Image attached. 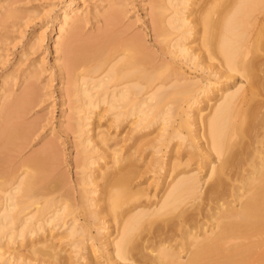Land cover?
Instances as JSON below:
<instances>
[{
    "label": "bare ground",
    "instance_id": "bare-ground-1",
    "mask_svg": "<svg viewBox=\"0 0 264 264\" xmlns=\"http://www.w3.org/2000/svg\"><path fill=\"white\" fill-rule=\"evenodd\" d=\"M196 2L198 3L197 0L192 2L190 0H154L151 29L159 43L158 50L160 52L157 60V56L153 57L149 53L144 40L133 34L119 41L110 36L107 30L102 33L100 30L99 35L87 36L85 40L78 43V39L76 40L80 22L77 19L78 7L68 4L61 13L58 25L59 34L56 37L54 48L56 49L60 45L64 46L67 53L65 64L73 71L71 87L68 88H70V92L72 91L71 94L77 96L74 125L80 135L78 140L82 146V153L86 151V145L92 142V135H88L89 129L85 128V125L88 124L86 120L88 119L86 114L88 110L81 113L87 105L96 107L99 102H104L107 105V110L116 108L107 120L117 124L123 120L132 121V119L138 122L146 117L148 112H154L155 116L161 117L163 120L166 117L162 115L170 109L168 105L177 99L174 94L181 91L184 96H188L186 97V100H189L187 108L192 107L194 111L192 115L186 109L183 110L185 118L180 122L184 121V126L191 130L189 119L199 121L202 117V108L196 106L195 103L198 99L197 95L201 94L204 97L203 94L207 92V89L197 86V81L184 75L180 71L179 64H176L174 60L167 61L166 53L172 57H182L184 61L190 62L192 67L199 68L203 72L209 69V73H218L219 76L229 77V72L235 71L244 76L247 82L249 81L247 87L236 85L230 88L226 83L216 87L215 90L220 91V95L210 106L208 117L206 116V119L201 121L203 128L199 135H204V141L198 146L194 142V138L197 137L196 133L188 137L189 155L200 156L197 164L208 162L206 178L201 180L196 168L192 170L188 168L189 171L188 169L184 170L183 166V169L175 168L181 163L172 162L171 179L166 183L163 179L162 193L156 201L151 202L149 199L150 202L148 201L149 204H147L144 200L141 201L145 195L142 189L139 190L141 187L133 188L129 185L130 182L128 183L131 171L128 166L132 160L131 155L121 154V146L118 141L108 143L107 133L100 132L97 133V138L109 149V161L111 160L113 164H111V169L106 170L108 160L100 163L95 158H88L89 156L80 160V172L84 173L80 179L84 187L82 186L78 194V203L81 206V211L91 216L95 221L102 217L101 214L104 211L116 220L115 235L111 240V257L115 255L121 260L129 259L133 256L132 252L134 251L149 260V255H146L147 252L144 251V248L150 246L151 243L147 242L151 236L161 234L162 237L158 238L161 241L157 242L156 253L155 248L151 251L150 247L147 248L149 252H154L152 253L154 255L150 253L153 256L151 259L158 260L159 264H264V85L262 83L264 67H260L262 63L257 65L254 63L255 60L251 57L250 49L246 46V42L249 44L250 33L246 24L249 21L250 9L254 7L251 8V5L261 3L264 6V0H201L200 7L197 6L196 10L187 7V5L191 6ZM215 6L220 7V10L214 15L217 12H214ZM192 12H196L197 17H190ZM120 13L121 10L115 4H111L102 13L104 16L102 18H105L109 25L114 26ZM193 15L195 16V14ZM70 20L74 21L71 24L69 35L62 41L60 39L61 32L64 30V25ZM196 23H199L200 26L199 38L194 39L198 40V46L192 48L187 39L194 32L193 28ZM253 23L255 22L253 21ZM199 44L203 52L208 54L206 60L213 59L212 54L220 55L218 56L221 57L220 60L218 59V65L207 63V61L204 63L206 54L201 56ZM197 47L198 49H196ZM259 47L258 49H260ZM84 65L85 67L80 69ZM103 65L104 67L101 69ZM93 73L94 75H92ZM260 78H263L262 82L258 81ZM206 85L209 89L212 88L210 81ZM92 88L98 89L91 92ZM171 95H174V100L171 99ZM21 100L22 98L18 100V103ZM3 109L9 116L13 111L11 110L13 106H6ZM7 121L8 123L6 122L0 128V137L8 138L10 142H5V144L10 145L13 141L11 138L17 137L21 131H24V127ZM243 125H245V129ZM241 127L242 130L247 129V133L245 131L247 135H244L242 131L243 138H234ZM173 135L183 137L176 131H173ZM13 145L15 144L13 143ZM91 147L94 148V144ZM199 150H203V153ZM45 151L46 148L26 160L25 163L31 166L30 171L18 173L17 170L12 174L11 178L14 180L11 186L8 185V188L6 186L7 189H0L1 193L6 191L0 194V229L5 224L12 223L15 215H12L10 211L18 207L16 214L19 227L16 234L18 236L31 234L40 228L39 220L32 222L35 214L41 212L43 215L44 209L47 210L55 204L53 184L47 181L48 166L45 161L47 157ZM204 154L213 155V159L212 157L211 159L205 158ZM187 161L189 162V159L185 158L186 166L188 165ZM98 179L103 181L102 185L97 182ZM3 181L1 179V186H3ZM202 182L207 183L204 189H201ZM99 185L101 188L99 187L97 190L96 187ZM42 189L47 190L43 192ZM40 198L42 199L39 200ZM187 198L199 199L198 202L201 200L198 206L195 204L192 211L194 214H187L182 207V210L177 212V216H171L172 219L169 217L163 219V215L166 216L176 210V206H180L179 203ZM202 203L207 205L208 210L214 209L210 212L211 214L209 213V219L211 218L210 221L213 220V222L207 224V227L204 225L205 220L203 223L202 219L196 216L197 214L201 215L202 210L206 209ZM66 207H70L72 213L76 209L70 205L51 208L49 211H52V214L46 217L43 215L42 221L50 224L52 220H60ZM161 214L162 216H159ZM151 215H154L153 218L158 216L157 220L161 217L158 226L155 224L156 227L153 226L149 230L152 227V222H148V219L147 224L145 223V226L149 227L148 231H145L144 236L139 235V229L146 228H143V224ZM173 218L175 220L169 222ZM206 218H208L207 215ZM142 222L143 224H141ZM54 224L48 228L49 234L52 232ZM62 225L64 223L59 226ZM172 226H175V230H179L180 234L182 232L183 235H181L185 238L183 241H177L178 244L173 247L176 250L171 248L170 244L167 246L165 243L175 236L176 232H171ZM100 228V225H97L99 234L101 233ZM102 229L104 230L103 227ZM169 229L171 231H168ZM64 231L68 235L80 232L81 227L76 224L75 219H72ZM150 232H152L151 235ZM42 239H30L28 243L29 255H23L12 248L10 251L0 250V258L4 260L5 264L12 262V264H20L26 260V256L34 259L37 254L43 256L44 253L58 258L59 250L57 251L47 238ZM75 244L76 242L73 243L74 246ZM184 247L187 255L182 259L177 250ZM6 252L8 255H5ZM135 258V261L144 260V258ZM56 263L63 264V261L57 260ZM154 263L156 264V261Z\"/></svg>",
    "mask_w": 264,
    "mask_h": 264
},
{
    "label": "rangeland",
    "instance_id": "rangeland-1",
    "mask_svg": "<svg viewBox=\"0 0 264 264\" xmlns=\"http://www.w3.org/2000/svg\"><path fill=\"white\" fill-rule=\"evenodd\" d=\"M190 1L192 2L193 0ZM197 1L198 3H192L191 6L187 5V7H192L196 10L201 0ZM153 3L154 0H0V128L6 122L8 123L7 120L24 127V131H21L17 137H14L16 139L11 138V141H13L10 145L8 144L10 142L8 138L0 137L2 140H0V178L4 180L3 186H1L0 179V189L2 188L1 190H3L6 186L7 188L11 186L14 180L11 178L12 174L17 172V170L18 173L21 171H30L31 166L25 163L26 160H29L32 156L46 148L45 153H47L45 155L47 157L45 161H47L46 163L48 166L46 175H48L47 181L53 184L52 190L55 196V204L47 210L44 209L43 215H45V217L51 215L52 211L50 212L49 209L54 207L57 208L61 205H70L76 208L72 213L70 212V207H66L60 220H52L50 224H46L45 221H42L43 215L41 212L36 213L32 222L34 220H39L38 224L40 228L31 234L27 233L21 236L16 234L19 227V220L16 214L18 207L13 208L10 211L12 215H15L13 216L12 223H7L0 229L1 251L5 249L10 251L12 248H15L16 251L23 253V255H29L28 243L30 239L43 240L42 238H47L48 242L52 243L57 251L59 250L58 258H53L45 253L43 256L37 254V257H34V259L30 256H26V260L20 264H57V260L63 261V264H145V262H147V264H155V261L156 264H159L158 260L153 261V259H151L153 258L151 254L154 252H149L148 247L151 248L150 251L155 248L154 251L156 253V246L159 241L158 238L162 237L161 234H158L159 236H151L147 243H151L152 245L150 244V246L147 247L148 249L144 248V251L148 253H146V255H149V260L139 256V254L134 251L132 252V257L138 259L144 258V260L135 261L134 258L131 259L132 257L121 260L115 255L113 257L110 255L112 254L111 240L115 235L114 228L117 226L116 220L112 219V216L110 217L108 212L104 211V213L101 214L102 217L98 221H95L91 216L81 211V206L78 203V194L82 186L84 187L80 179L81 175L84 173L80 172V160L89 156L88 158H95V160L100 161V163L105 160L109 161V149L106 145L99 142L97 133H107L109 136L108 143L117 140L118 144L121 146V154L131 155L130 157L132 160L128 166L131 170L128 183L130 182L129 185L133 188L138 189V187H141L139 190L142 189L144 194L147 195H143L141 201L144 200L147 204H149L148 201L150 202V200L151 202L156 201L162 193L161 183L163 179H165V183L171 179L173 174L170 175L172 162L181 163L180 165L178 164V166L176 165L175 168H182V166L184 170L196 168L198 174L201 176V180L207 177L208 171L206 172V170H208V162L197 164L200 156L197 155L196 157L195 155H189L190 148H188L189 146L187 144L188 137L196 133L197 137L194 138V142L198 146L204 141V135H199L202 132L201 128H203L201 121L202 119H206V116L208 117L210 114L209 110L211 109L210 106L215 103L214 101H216L220 95V91L215 90L216 87H219V85L222 86L223 83H226L230 88L236 85L247 87L249 81L247 82L244 76L235 71L229 72V77L223 75L219 76L218 73H209V69L203 72L199 68L192 67V64L184 61L182 57H172L169 53L165 55L167 61L172 62L174 60L176 64H179L180 71H182L184 75L197 81V86H203L207 89V92L203 94L204 97H202L201 94L197 95L198 99L195 103L196 106L202 108L201 116L203 118L201 117L199 119L200 122L197 119H189V122L191 121V130H188V128L184 126V121L180 122L185 118L183 110L186 109L192 115L194 111L192 107L187 108L189 100L187 101L186 97L188 96H184L181 91L174 94L177 99L175 102L171 101L172 103L168 105L170 109L162 115L166 117L163 120L161 117L158 118V116H155L154 112H148V115L138 122L132 119V121L123 120L117 124L114 121L110 122L107 120V118L111 116L110 114L112 111L116 108L107 110V105L104 102H99L96 107L91 105L85 106L84 111L81 112L83 114L85 110H88V113H86L88 116V119H86L88 124L85 125V128L89 129L87 134L92 135V142L86 145V151L82 153L81 150L82 146L78 140L80 135L76 130L77 127L74 125L76 122L74 111L77 105V100H75L77 96L75 97V95L71 94L72 91L70 92V88H68L71 87L70 82L73 78V71L65 64L67 53L64 46L60 45L57 46L56 49L54 48L56 37L59 34L58 25L61 13L68 4L78 7L79 15L77 19L80 21L78 23L76 37L78 43L85 40L87 36L95 37L99 35L100 30L101 33L107 30L110 36L115 37L114 39L119 41L133 34L144 40L145 45L149 49V53L153 57L157 56V60L160 52L158 50L159 43L157 36H155V33L151 29ZM111 4H115V6L121 10L119 19L114 26L109 25L105 18H102L104 17L102 13H104L105 9L111 6ZM251 8L248 18L249 25L246 24L248 32L250 31L248 37L249 44L246 42V46L249 47L251 57L255 60V62H253L256 63V65L262 63L263 65L261 64L260 67L263 68L264 6L261 5V3L259 5L254 3V5H251ZM219 10L220 7L215 6L214 12H217H215L214 15L217 14ZM193 12L192 14H195V16L191 14L190 17H197L198 14ZM73 21L74 20H70L64 25V30L61 32L60 36L62 41L67 39ZM253 21L255 23H253ZM193 30L194 32L190 34L187 39L192 48L196 45L198 46V40L195 41L194 39L199 38V23L194 25ZM258 47L260 49H258ZM196 49H198V47ZM200 49L202 57L204 56L202 54H206L204 56V63L207 61V63L210 64H217L218 59H221V57H218L220 56L219 54H212L214 58L206 60V56L208 55L207 52H203L202 47ZM259 50L261 51L259 52ZM200 52L198 53L199 55ZM84 67L85 65L81 66L80 69ZM103 67L104 65L101 69H103ZM92 75H94V73ZM208 81H210V87H212L210 89L206 85ZM258 81L262 82L263 78L258 79ZM262 83L264 85V81ZM96 89L92 88L91 92L97 91ZM174 95H171L172 100H174ZM21 98L22 100L18 103V100ZM6 106H13V109H11L13 111H11L9 116L6 115L5 109H3ZM98 112L102 115H97L96 113ZM6 116L10 118L7 119ZM245 125H243V128ZM244 129L242 130L241 127L239 132H237L238 136L236 134L234 138H241L247 135V129ZM173 131H176L178 134L180 133L183 137L179 135L174 136ZM5 142L8 143L5 144ZM13 143L15 145H13ZM92 144H94L96 148L91 147ZM200 152L203 153V150ZM99 156L101 157L100 159ZM204 157H207V159H211L212 157L213 159V155L209 156L204 154ZM185 158H187V160L189 159V162L187 161V166L184 164ZM214 163L216 164V161H214ZM111 164L113 163H111L110 160L107 163L106 170L109 168L111 169ZM97 182L101 183V185L103 183L100 179H98ZM202 183L201 189H204L207 183ZM99 187L100 185L97 186L96 189L99 190ZM46 190L47 189H42L43 192ZM4 192L6 191L0 192V194ZM92 195L97 196L96 194ZM41 199L42 198L39 200ZM197 200L199 199L187 198L181 201V203H179L180 206H176L177 209L174 210L175 212L171 211V214L169 213L166 216L163 215V219L166 217L172 219L171 216H177V212L182 210V207L187 214H192L195 204L198 206L201 203V200L199 202ZM203 204L204 203H202V206L206 208L202 210L203 215L197 214L196 216L202 219L203 223L205 220L204 225L207 227V224L213 222V220L210 221L211 218L209 219V215L214 209L208 210L206 207L207 205ZM205 214L208 218H206ZM159 216H162V214ZM153 217L154 215L148 218L146 217L147 219L145 218L144 224L143 222L141 223L144 225V227H141L146 228L142 229L140 227V231L138 230L139 235L144 236L146 233L145 231H148L149 227L147 228V225L145 226L148 219V222H152V227L149 228V230H151L153 226L156 227V225L159 224V219L161 217H159L158 220V216L156 218ZM174 218L173 220L169 219V222L174 221ZM72 219H75L76 224L81 227V231L67 235L64 230H66V227L70 224ZM61 223H64V225L59 226ZM53 224L54 227L49 234L48 228ZM97 225L101 227L99 229L101 231L100 234L98 233ZM174 227L175 226H172V231L171 229L168 230L172 233L176 232L174 238H172L173 241L171 242L172 239H169V241L167 240L165 242L167 246L170 244L172 246L171 248H173L175 244H178V242L183 241L184 238L182 237V232L181 235L180 231L177 229L175 230L176 227ZM141 230H144L143 233ZM151 233L152 232H150V235ZM74 242H76L75 246L73 245ZM190 246L192 247V245ZM177 251L180 252L182 259L187 255L185 253V247L182 249L178 248ZM5 255H8V252H6ZM143 255H145V253ZM132 260H134V263ZM0 264H5L4 260L1 258Z\"/></svg>",
    "mask_w": 264,
    "mask_h": 264
}]
</instances>
